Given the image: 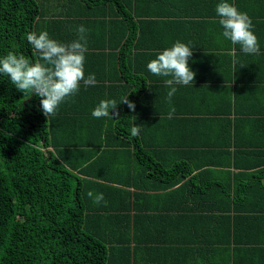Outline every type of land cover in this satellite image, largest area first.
I'll use <instances>...</instances> for the list:
<instances>
[{"label": "trees", "instance_id": "trees-1", "mask_svg": "<svg viewBox=\"0 0 264 264\" xmlns=\"http://www.w3.org/2000/svg\"><path fill=\"white\" fill-rule=\"evenodd\" d=\"M144 22L137 0H0V55L17 51L37 61L28 33L47 30L68 42L83 24L88 29L85 74L96 76L94 85L81 83L49 117L40 98L26 97L0 77V264H113L118 250L127 252L119 264H131L130 245L137 243L131 210L138 207L123 188L137 184L130 152L156 150L134 127L136 109L121 102L125 96L133 101L142 88L131 86L137 79L133 34ZM104 98L116 106L109 117L97 119L91 112ZM89 190L102 192L104 200L93 203ZM218 209L221 233L213 249L220 264H264V238L245 240L237 233V215L262 220L264 205Z\"/></svg>", "mask_w": 264, "mask_h": 264}, {"label": "crops", "instance_id": "crops-1", "mask_svg": "<svg viewBox=\"0 0 264 264\" xmlns=\"http://www.w3.org/2000/svg\"><path fill=\"white\" fill-rule=\"evenodd\" d=\"M217 2L137 0L145 22L133 34L137 79L131 88L142 87L133 97L139 118L134 127L156 150L130 152L137 184L123 188L138 207L131 210L137 240L130 245L131 264H220L213 249L221 233L218 208L264 205V0H234L252 18L260 44L252 55L223 39ZM178 39L194 42L195 77L193 84L176 85L169 115L167 78L151 74L146 65ZM192 176L194 182H187ZM243 214L237 215L238 237L264 238V219L253 222ZM126 253L118 250L112 263Z\"/></svg>", "mask_w": 264, "mask_h": 264}, {"label": "clouds", "instance_id": "clouds-1", "mask_svg": "<svg viewBox=\"0 0 264 264\" xmlns=\"http://www.w3.org/2000/svg\"><path fill=\"white\" fill-rule=\"evenodd\" d=\"M214 11L224 40L239 45L240 51L245 54L252 55L260 51L252 18L247 12L241 11L234 0H218ZM76 33L77 38L68 42L51 37L47 30L28 33L27 42L39 54L37 61H31L17 51L0 55V77H7L26 97L34 94L40 98L41 111L47 117L54 115L63 102L74 96L80 90L81 83L91 86L96 82L94 73L85 74L88 29L81 24L77 26ZM193 45L191 40L185 42L178 39L171 46L158 51L146 65L151 74L167 78L165 84L169 86V115L175 111L171 107V100L177 92L176 85L193 84L195 72L190 66ZM126 97L121 102L126 103L130 110H135V103ZM115 106L112 99H100L91 115L97 119L109 117ZM135 132L133 129V134ZM87 196L95 204L104 200L102 192L89 190Z\"/></svg>", "mask_w": 264, "mask_h": 264}, {"label": "bare ground", "instance_id": "bare-ground-1", "mask_svg": "<svg viewBox=\"0 0 264 264\" xmlns=\"http://www.w3.org/2000/svg\"><path fill=\"white\" fill-rule=\"evenodd\" d=\"M133 31V30H132Z\"/></svg>", "mask_w": 264, "mask_h": 264}]
</instances>
